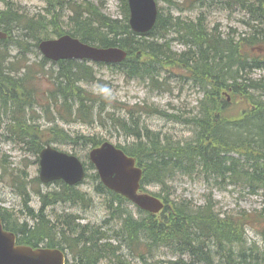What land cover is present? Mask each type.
<instances>
[{
    "label": "trees",
    "instance_id": "trees-1",
    "mask_svg": "<svg viewBox=\"0 0 264 264\" xmlns=\"http://www.w3.org/2000/svg\"><path fill=\"white\" fill-rule=\"evenodd\" d=\"M45 1V15L32 16L11 0H0V29L10 35L8 40L0 41V113L1 107L7 108L8 104L15 106L12 112L15 132H12L19 138L12 141L17 140L28 146L32 143L38 154L46 145L71 144L79 139L86 145L98 147L103 142L96 136L74 139L58 129L53 132L52 127L44 134L39 126L36 127L37 132L28 118L25 119L27 112L24 110L33 100V114L40 106L45 113L56 111L66 122L83 120L84 123L95 124L93 119H98L97 122L106 127L105 114L110 107L126 113L125 116H117L111 112L107 116L116 130L134 137V143L118 147L134 157L138 166L143 168L142 188L153 185L165 192V188L170 189L169 183L180 176H196L199 179L213 176L217 180L230 181L229 186L246 189L253 195L261 193L264 197V52H257V48H264V0L254 3L230 0L231 4L246 10L251 15L250 21L255 23L249 24L250 33L246 37L241 36L240 40L225 37L217 30L214 34H208L201 18L198 22L188 23L171 13L166 17L162 11L152 32L135 34L129 26L127 0H122L124 12L120 21L102 14L91 4L93 0ZM162 1L178 7L176 0ZM202 1L184 0L182 4L189 5L192 10L196 5L202 6L198 4ZM221 1L224 5L229 4V0ZM65 18H68L71 30L61 27ZM18 31L22 34L17 36ZM49 31L51 34L47 37ZM63 34H71L94 46L123 48L128 52V58L120 65H111V68L118 69L127 79L144 81L154 89L167 86V82H162L164 75L167 78L181 71L191 77L203 95L197 110L183 120L193 128V140L182 145L161 139L160 134L143 126L136 109L129 110L127 104L122 102L111 104L104 94L96 95L85 89L84 86L98 81L93 66L86 61H62L51 64L55 70L47 71L50 63L41 58L38 44L50 36ZM175 42L185 45L187 49L174 51ZM12 47L18 50L15 54L17 62L11 60ZM29 54L40 60L31 63L27 58ZM20 71L24 72L22 77L18 75ZM257 71L262 72L259 78L255 76ZM47 74L51 86L37 97L38 89L34 81ZM233 98L242 99L247 106L239 119H232L228 113ZM42 99L49 104L42 102ZM97 103L101 105L98 109ZM138 112L174 118L150 106H144ZM95 179L98 181L97 193L110 197L108 209L111 216L123 219L119 229L113 230L114 226L110 228L112 236L103 231V226L82 227L77 224L76 216L63 219L61 228L52 226L44 214V208L51 205V196L54 195H41L44 207L39 214L27 206L29 217L36 222L32 226L19 225L18 221L13 224L8 219L11 214L1 208L0 216L6 228L18 235L19 244L34 248L43 243L48 247L60 246L72 253L75 264H100L106 259L115 264H124L118 251L122 247L137 251L141 246L146 247L148 252L140 256L144 264H154L153 255L161 247L179 257L156 264H264V250H259L255 243L253 246L257 250L252 249L249 254L241 248L246 226L250 223L245 212L238 211L222 217L212 197L207 198L204 206L195 207L187 202L176 204L165 195L166 208L160 215L141 213L140 220L133 219L131 215L123 218L125 212L121 205L127 201L109 192L99 183L97 174ZM70 191L64 187L62 192L55 195V200L71 202V198L66 196ZM21 194L29 196L24 189ZM85 196L88 195L83 194L82 197L78 194L79 198L73 199L83 202ZM28 202L26 199V204ZM254 223L260 226L264 234V215L255 218ZM106 226H109L108 223ZM80 231L82 233L78 235L76 232ZM105 238L117 239L121 245L115 248L110 242L101 244ZM81 243L83 249L80 248Z\"/></svg>",
    "mask_w": 264,
    "mask_h": 264
},
{
    "label": "rangeland",
    "instance_id": "rangeland-1",
    "mask_svg": "<svg viewBox=\"0 0 264 264\" xmlns=\"http://www.w3.org/2000/svg\"><path fill=\"white\" fill-rule=\"evenodd\" d=\"M11 1L23 8L25 13L32 16L45 15V9L47 7V2L45 0ZM84 1L87 2L90 0ZM158 2L166 17L171 13L175 18H179L183 22L188 23L198 22L197 20L201 18L206 26L205 29L208 34H214L215 30H217L218 33H221V30L224 33H230V30H233L236 31V34H227L224 36H230L231 38L235 37L237 40H240L241 36L246 37L250 33L249 28L245 31V25L243 23V21L246 20L245 13L239 5H224L221 0H203L201 3L198 2V4L202 5L201 7L183 13H176V11H174V15L169 4L162 0H158ZM91 4L93 6H101L104 13L113 20L120 21L122 18L124 12L122 0H93ZM65 14L69 15V12H66ZM61 23L62 28L71 30L68 18L63 19ZM217 23L221 25L219 26L221 29L215 26ZM51 30L53 31V29ZM50 31L47 34V37L51 34ZM21 34V31L17 32V36ZM32 43H35V41H32ZM173 49L176 52H183L187 47L181 43L175 42L173 44ZM11 52L13 53L11 60L17 62L18 60L15 58V54L18 53V50L16 47H12ZM27 58L29 61L32 60V62L37 60L36 56L31 54H29ZM88 64L93 66L98 81H95L89 86H84L85 89H88L96 95L104 94L105 99H109L107 101H111V104H116L115 102L120 104L122 102L123 104H127V109H136L139 118L141 117V123L143 126L148 127L150 131L155 134H160L161 139H166V141H170L171 143L178 142V144L181 143L182 145H186V142L193 140V128L190 125L185 124L183 120L184 118L187 119L191 117L193 112L197 110L199 100L203 96L198 88L197 92L188 87L179 88L182 79L175 77L174 75H171L170 77L168 76L167 78L164 75L162 82L166 83L167 79L170 78V83L178 84L177 87L164 89L149 88L143 85L145 84L144 81L127 79L120 71H118V69L111 68L109 65L95 64L93 62H88ZM46 70L52 71L55 70V68L49 66ZM179 74L183 75L181 71H179ZM255 74V76L259 78L262 75V72L257 71ZM18 75L22 77L24 72L20 71L18 72ZM54 75L55 74H53V76ZM49 78L50 77L47 74L34 81V85L38 89L37 97L41 96L40 92L46 91V89L51 86L52 82ZM233 99V105H231L228 113L232 119H238L247 106L240 99ZM39 102L41 101L39 100ZM42 102L49 104L43 101V99ZM97 104L96 108L98 109L101 105L99 103ZM33 105L34 101L32 100V104L24 110L27 112L25 119L28 118L31 123L30 125H32L31 127H34L37 132V126L40 127L41 132L44 134L48 133V129H51L52 127L53 132L55 129H58L74 139L79 137L96 136L100 142L108 141L115 145L120 144L121 146H126L135 142L134 137L131 135L129 136L122 131L116 130L112 120L107 116L111 112H114L117 116H125V112H118L117 110L108 107L105 114V122L108 124L104 127L101 122H97L98 119H93L96 121L95 124L84 123L83 120L66 122L57 115L56 111L55 113H53V110L50 113H45L40 106L33 114ZM144 106H150L168 116L173 115L174 118L139 113V109L144 108ZM13 108H15L13 104H8L7 108L1 107L0 113V206L11 213H14L8 216L9 221L13 224L18 221L19 225H22L21 219L23 221L25 216L30 214L27 206H30L34 211L36 210L37 214H39L44 207L42 202L43 197L41 195L47 196L46 194H49L54 195V197L51 198V205L44 208V214L49 221L52 218H57L62 221L58 223V226L56 223L50 221V224L53 223L56 228H61L63 226V219L65 220L69 216L76 215V218H81V221L77 220V224H85L86 226L87 224H91V226L99 227L101 224L106 225V223H108L110 228L114 226V229H119L123 223V219L119 220L117 217L113 218L111 216V210L108 209V205L111 202L109 200L110 197L107 194H100L95 191L98 184V181L95 179V171L89 172V179H87L85 184L78 188L79 191H70L66 194V196L71 199H73V197L78 199V194L81 193L83 195V192H88L93 196V201L87 198L83 202L56 201L55 195L63 191L61 190L63 186L57 184L45 186L39 182L33 183L36 178H39L40 165L38 161L40 154L37 153L35 150L36 147L32 143L28 146L21 144L17 140H11L19 138L17 134L12 132H15L13 129L14 126H12L14 125V117L12 115ZM142 136H145V133H142ZM9 140L11 141L8 142ZM78 143H81V145H76ZM51 145L60 151L76 155L85 163H89V152L93 148L89 144L86 145V143L80 139L77 142L72 141L71 144L59 143ZM193 177L198 178L196 176ZM195 178L180 176L173 182L169 183L170 189H168V187L165 188V192L158 186L150 187L149 190L169 196L170 201L176 204L187 202L195 207L196 205L202 206L205 201V196L210 192L213 193L219 209L226 214H232L236 213L238 210H243L250 216L255 217L259 212L264 210V202L261 197L243 195L244 192L240 189L231 187V185L229 186L230 181L224 182L221 179L217 180L213 176H202L200 178L207 181L204 185L200 179ZM219 183L228 187V189L225 191H216L217 184ZM23 189L28 193V197L21 194ZM175 193L176 195H174ZM26 199L29 201L28 204H25ZM122 208L128 210L131 214L130 208L125 203ZM132 216L135 219L140 218L135 217L134 215ZM123 218H125V216ZM29 223L30 225L36 224L33 219L32 221H29ZM76 233L79 235L82 231ZM249 235L251 241L257 239L252 232L247 234L246 230L245 241L241 248L245 249L248 254L249 252L251 253L252 249L257 250L252 242H250ZM107 242L112 243L110 239L105 238L101 244ZM74 243H76L75 239ZM81 244L80 248L83 249V243ZM255 244L260 250L264 247V240H259ZM160 250H162L161 253L157 250L154 257L158 256L159 258H162L167 255L165 253L166 251H163V249ZM124 254V264H139L138 260L135 259V256H132L130 249L129 251L125 250ZM68 259L69 264H75L74 256L72 254L69 255ZM261 263H263V260H261Z\"/></svg>",
    "mask_w": 264,
    "mask_h": 264
},
{
    "label": "water",
    "instance_id": "water-1",
    "mask_svg": "<svg viewBox=\"0 0 264 264\" xmlns=\"http://www.w3.org/2000/svg\"><path fill=\"white\" fill-rule=\"evenodd\" d=\"M130 25L136 33L150 32L157 22L158 9L155 0H129ZM0 39L7 35L0 31ZM50 60H88L96 63H122L127 54L119 49H98L66 35L47 40L40 47ZM90 160L96 167L102 183L111 191L131 200L141 209L158 213L163 204L155 197L139 194L143 171L136 160L123 150L106 142L90 152ZM86 171L75 156L48 147L41 153V180L50 183L63 180L74 186L84 182ZM0 264H65V256L57 250L37 249L16 245V236L6 232L0 219Z\"/></svg>",
    "mask_w": 264,
    "mask_h": 264
},
{
    "label": "bare ground",
    "instance_id": "bare-ground-1",
    "mask_svg": "<svg viewBox=\"0 0 264 264\" xmlns=\"http://www.w3.org/2000/svg\"><path fill=\"white\" fill-rule=\"evenodd\" d=\"M128 1V7H129V11H130V2H129V0H127ZM251 3H254L255 1H257V0H249ZM225 2H227L226 0H225ZM229 4H231L230 3V0H229ZM243 10V9H242ZM244 11V13H245V17H247V18H249V20H251V15L246 11V10H243ZM200 19V18H199ZM198 19V20H199ZM197 20V21H198ZM182 21V20H181ZM252 24H253V22H252ZM129 26H130V28H131V30L135 33V34H138V35H146V34H149L150 32H148V33H144V34H140V33H136L133 29H132V27H131V25H130V23H129ZM1 30V29H0ZM249 30H251L250 28H249ZM4 34H6L7 35V40H8V38H9V33L8 32H4L3 30H1ZM50 38V37H49ZM49 38L48 39H44V40H42L39 44H38V49H39V47H40V45L43 43V42H45V41H47V40H49ZM77 38V37H76ZM77 39H79L82 43H84L80 38H77ZM84 44H86V43H84ZM86 45H88V46H91V47H94V48H98V49H119V50H122V51H124L126 54H127V58H128V52L126 51V50H124L123 48H121V47H108V48H104V47H99V46H94V45H90V44H86ZM258 49V48H257ZM256 49V50H257ZM257 52H259V51H257ZM126 58V59H127ZM125 59V60H126ZM124 60V61H125ZM123 61V62H124ZM122 62V63H123ZM93 63H95V64H101V65H109V66H111V65H120V64H122V63H118V64H116V63H96V62H93ZM229 100H230V97L228 98ZM146 127V126H145ZM46 147H44L43 149H45ZM94 148V147H93ZM43 151V150H42ZM41 151V152H42ZM40 152V153H41ZM65 186H63V188H64ZM63 188L61 189V190H63ZM78 193V192H77ZM81 194V193H80ZM46 195H48V196H51V195H49V194H46ZM82 195V194H81ZM43 196H45V195H43ZM42 196V197H43ZM54 196H51V198H53ZM82 197H83V195H82ZM161 199H163V197H161ZM70 201H75V199H70ZM163 201L165 202V200L163 199ZM124 205V203L121 205V206H123ZM166 205V204H165ZM124 210V215H125V217H126V215H131L130 214V212L128 211V210H125V209H123ZM72 216H76V215H72ZM132 216V215H131ZM78 217V216H77ZM132 218L133 219H135L133 216H132ZM142 217H140V218H138L139 220L141 219ZM77 220H79V221H81V218H79L78 217V219ZM54 223V222H53ZM53 223H51V225H54ZM30 224V223H29ZM58 225V224H57ZM87 225H90L91 226V224H87ZM109 225V224H108ZM30 226H32V225H30ZM55 226V225H54ZM83 226H86L85 224H83L82 225V227ZM102 226V225H101ZM56 227V226H55ZM92 227H97V226H92ZM100 227V226H99ZM113 230H115V229H113ZM43 244H45V243H43ZM38 248V247H37ZM43 248L44 249H47V250H57V251H59V252H61L65 257H66V260H65V264H69V259H68V257H69V255H71L72 253L68 250V249H62L60 246H54V247H48V245L47 244H45L44 246H43ZM64 248H65V246H64Z\"/></svg>",
    "mask_w": 264,
    "mask_h": 264
}]
</instances>
